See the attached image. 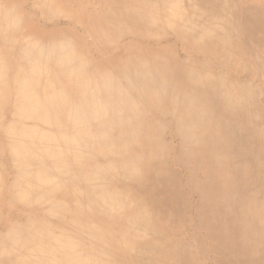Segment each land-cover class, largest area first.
<instances>
[{"label": "bare ground", "instance_id": "obj_1", "mask_svg": "<svg viewBox=\"0 0 264 264\" xmlns=\"http://www.w3.org/2000/svg\"><path fill=\"white\" fill-rule=\"evenodd\" d=\"M65 2L34 0L35 6L48 9ZM230 2L193 0L183 8L182 0H103L109 8L88 26L97 39L93 53L70 30L31 29L34 21L22 11V2L0 0V165L19 174L14 201L47 208L45 221L22 228L6 245L2 259L8 258L7 264H115L124 249L138 264L184 262L174 238L185 226L177 219L184 195L172 165L194 170L191 178L201 166L209 168L214 153L203 157L202 151L226 146L212 139L234 132L231 125L236 124L216 128L215 116L224 109L225 119L234 120L248 104L236 99L242 88L238 84L230 86L221 77L203 74L194 59L181 62L160 48L152 53L143 45V34L151 26L176 25L177 40L190 36L205 40L201 27L208 29L211 21L224 19L220 14L225 13L227 22L232 19ZM202 4L210 5L212 14L204 13ZM239 16L245 25H253L246 26V35L256 38L257 31L264 33L260 27L264 19L252 7ZM201 20L208 23L201 25ZM120 31L132 35L133 41L124 46L127 57L116 60L111 70L104 61L111 54L119 55L109 42ZM222 46L208 43L203 51L216 52ZM194 52L200 56V48ZM156 69L164 72L162 76H157ZM125 104L162 107L174 117L180 133L183 119L191 123L194 137L182 142L180 158L164 161L162 149L151 145V128L134 126V131L130 126ZM111 116L118 117V122L112 123ZM97 124L98 130L92 131ZM112 132L122 135L112 138ZM198 155L200 167L195 160ZM153 159L160 162L149 163ZM244 164L249 168L247 161ZM240 168L241 160L229 154L217 156L211 170L224 183ZM211 179L206 175L201 187L194 179L185 185L201 198L207 195L204 189ZM130 191L133 198L128 197ZM194 227L200 229V225ZM83 251L89 255L85 262L78 261Z\"/></svg>", "mask_w": 264, "mask_h": 264}, {"label": "rangeland", "instance_id": "obj_2", "mask_svg": "<svg viewBox=\"0 0 264 264\" xmlns=\"http://www.w3.org/2000/svg\"><path fill=\"white\" fill-rule=\"evenodd\" d=\"M13 1L17 3L26 1L20 5L24 7L22 11L34 21V24H31V29L46 32L70 30L78 37H82L87 47H92V43L97 41L96 37L88 30L89 23H92L91 21L96 22L99 15L109 8V5L102 3L103 0H66L62 5L49 7L50 9L45 8V6H35L34 0ZM192 1L182 0V7H189ZM231 1L232 19L229 18L228 22L224 20L226 18L225 13L219 15L224 19L218 18L217 21L213 20L210 23H204V20L200 21L201 25L208 23V29L204 26L200 28V35H207L205 40L197 41L195 37L191 36L183 42L177 40L176 25H171V27L151 26L143 34L146 39L143 40V45H148L152 53H158L162 49L167 57L174 56L181 62L194 59L198 66L203 67V74L215 78L221 77V80L230 86L238 84V88H242L237 90L239 96L235 97L239 102L248 104L246 108L240 109L238 116L233 117L234 120L225 119L224 116L227 111L224 109L217 113L215 127L226 124V127L222 129H227L230 125L229 122L231 124L236 122L234 126L231 125L234 132L229 133L228 130L229 134L226 132V136L222 134V137L219 138L218 136L217 139H212V141L216 140L214 143H217L218 140L219 143L226 142V146L216 145V148H211L212 150L202 151L203 157L207 152L212 151L214 162L217 156L225 158L229 154L234 160H241L243 168L238 171L235 170L236 174L232 178L230 177L224 183L218 181L211 170L214 162L209 168L200 167V155L195 157L200 171L193 178L190 176L194 170L188 171L186 168L180 169L178 166L172 165L173 175L178 176L177 180L181 184V192L184 195V198L179 201L181 209L177 219L182 223L181 225H185L181 228L180 233L174 237L180 245L178 250L184 258V262L173 260L172 264H264V33L257 31L256 38L246 35V26L250 28L253 25H245L239 16L248 7H252L263 20L264 0ZM201 9L206 14H212L214 11L210 5L204 4L201 5ZM260 27H264V23ZM121 32L116 34L117 37H112L109 42L113 46L114 52L119 53V55L111 54L110 59L108 57L104 61L110 65L111 70L115 66L116 60L122 61L127 57L128 54L125 52L124 46L133 41L132 35ZM216 42L223 43L219 50L217 49L216 52L203 51L206 44H216ZM183 44L191 50L185 49ZM105 45L102 44L101 47L105 48ZM199 48L200 56H197L194 51ZM92 50L94 53L93 47ZM100 54L103 55L102 48ZM220 63H223L221 67L218 66ZM123 65L121 64V66ZM156 71L157 76H162L164 73L158 69ZM183 80L180 78L179 83L184 84ZM122 82L125 84L124 80ZM187 86L183 87L188 89L189 86ZM125 105L130 111V118L128 119L132 128L146 124L151 128L149 132V136L153 140L151 145L155 150L162 149L164 161L180 158L182 142L186 138L193 139L194 137L191 132V123L183 119V133H180L174 117L164 111L162 107ZM117 118L110 117L114 124L118 122ZM98 128L99 125L97 124L92 131L95 132ZM133 130L135 131L134 128ZM119 134L122 135L118 132L110 133L112 138L119 136ZM124 135L128 137L130 134L125 133ZM142 148L145 150L146 145ZM193 150L192 148L191 151ZM153 161L160 162L159 159H153L149 163H153ZM245 161H247L249 168L245 166ZM95 163L96 161H93L92 164ZM218 165L219 163L216 164V167ZM206 175L212 176L211 183L208 189H204L207 195L204 194V197L199 198L196 194L197 190L185 184L194 179L192 182L201 187V185L206 184ZM18 177L19 174L12 171L9 166L4 169L0 165V264H7L8 258L2 259L6 245L19 235L22 228L26 230L31 223L43 222L47 216L45 206L35 205L34 208H30L26 204L14 201L18 193ZM236 180L237 185H233ZM219 183L222 184L221 188L213 191ZM231 192L233 196L232 194L229 195ZM131 193L133 192H128L130 195L128 197L133 198ZM210 206H214V208L209 212ZM209 214H212L211 220L203 218ZM218 214L221 215L216 218ZM195 225H200V229L195 228ZM211 229H213L212 233L210 232ZM116 230L119 231L120 229L116 228ZM233 231L236 233L231 234ZM124 250L114 263L138 264L135 256L128 253L127 249ZM88 256L83 251L78 257V261L85 262ZM74 258L76 259V256Z\"/></svg>", "mask_w": 264, "mask_h": 264}]
</instances>
